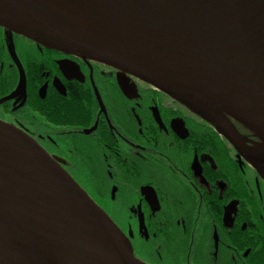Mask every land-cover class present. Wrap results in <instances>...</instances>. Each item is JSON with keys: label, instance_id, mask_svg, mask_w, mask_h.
<instances>
[{"label": "flooded vegetation", "instance_id": "af4514ba", "mask_svg": "<svg viewBox=\"0 0 264 264\" xmlns=\"http://www.w3.org/2000/svg\"><path fill=\"white\" fill-rule=\"evenodd\" d=\"M11 46L25 88L0 104V120L61 160L129 237L137 258L147 264H264V179L210 122L125 71L3 26L0 100L21 81ZM233 123L249 146L259 141ZM82 168L92 173L78 172Z\"/></svg>", "mask_w": 264, "mask_h": 264}, {"label": "water", "instance_id": "95a60500", "mask_svg": "<svg viewBox=\"0 0 264 264\" xmlns=\"http://www.w3.org/2000/svg\"><path fill=\"white\" fill-rule=\"evenodd\" d=\"M94 1L123 27L134 47L154 60L162 77L88 41L75 26L61 23L32 0H0V26L47 48L98 60L164 91L210 122L264 179V0ZM10 51L21 81L0 104L25 88L22 65L13 46ZM233 121L262 147L253 150ZM0 153L20 166L40 195L57 264H95L87 247L116 264H147L59 158L1 120ZM0 231L15 237L7 224H0ZM0 257L24 264L10 249L0 251Z\"/></svg>", "mask_w": 264, "mask_h": 264}, {"label": "bare ground", "instance_id": "6f19581e", "mask_svg": "<svg viewBox=\"0 0 264 264\" xmlns=\"http://www.w3.org/2000/svg\"><path fill=\"white\" fill-rule=\"evenodd\" d=\"M32 1L56 15L61 23L75 26L88 41L162 77L154 60L134 47L133 40L123 27L94 0ZM244 145L247 147L246 143ZM261 147L256 143L253 150ZM48 220L42 199L31 179L20 166L0 153V224H7L15 232L14 237L10 232L0 231L1 253L10 249L24 264H57ZM87 250L95 264H116L95 248L87 247ZM0 264L11 263L0 257Z\"/></svg>", "mask_w": 264, "mask_h": 264}, {"label": "trees", "instance_id": "16d2710c", "mask_svg": "<svg viewBox=\"0 0 264 264\" xmlns=\"http://www.w3.org/2000/svg\"><path fill=\"white\" fill-rule=\"evenodd\" d=\"M79 101L82 102L81 99H80ZM62 108H63V106L59 105L57 114H59L60 117H63L62 115H65V112H66V111H63ZM63 109H64V108H63ZM198 119H200V117H199ZM201 120H202V119H201ZM204 122H205V121H204ZM205 124H206V127H207L209 130H211V131L214 130V127H212L210 124H208V123H206V122H205ZM195 129H197V128L195 127ZM85 155H86V154H85ZM78 172H80V173H82V174L85 173L86 175H90V174L92 173L91 170H89V169H84V168L79 169ZM83 172H84V173H83ZM80 173H79V175H80ZM247 180H248V176L243 175V181H247ZM243 188H244V193H247V192H248V187H247L246 182L243 183ZM260 241H262V238H261ZM261 243L264 244V242H261ZM263 253H264V249H263ZM261 254H262V253H261ZM261 254H260L259 256H261ZM261 257H263V256H261Z\"/></svg>", "mask_w": 264, "mask_h": 264}]
</instances>
